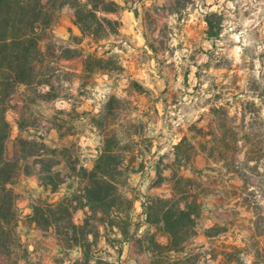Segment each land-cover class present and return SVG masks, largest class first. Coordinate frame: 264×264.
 Instances as JSON below:
<instances>
[{"label": "rangeland", "instance_id": "obj_1", "mask_svg": "<svg viewBox=\"0 0 264 264\" xmlns=\"http://www.w3.org/2000/svg\"><path fill=\"white\" fill-rule=\"evenodd\" d=\"M115 1L137 16L138 36L122 25L118 35L96 44L74 33V11L65 8L52 31L63 42L59 56H77L61 60L63 72L52 82L62 99L47 102L20 87L7 113L10 157L20 138L63 151L54 168L65 177L58 189L41 182L36 158L22 163L24 172L13 185L27 251L19 254V264H169V258L184 257L147 242L143 208L150 197H172L175 147L184 136L191 160L181 172L195 180L191 190L203 204L198 236L186 252L203 253L201 264H218L222 258L213 257L235 246L245 252L246 264H264V0H184L179 9L176 0ZM214 12L223 31L210 40L206 16ZM106 51L108 74L86 72L87 57ZM115 133L118 145L113 141L110 150L118 166L130 169L136 197L131 231L140 226L137 236L121 246L109 232L111 244L100 240L89 259L80 249L48 248L44 238L56 234L34 227L32 206L74 196L85 182L66 162L92 170L105 139ZM84 219L79 210L75 221ZM215 226L217 236L208 237ZM157 241L167 244L160 234Z\"/></svg>", "mask_w": 264, "mask_h": 264}, {"label": "trees", "instance_id": "obj_2", "mask_svg": "<svg viewBox=\"0 0 264 264\" xmlns=\"http://www.w3.org/2000/svg\"><path fill=\"white\" fill-rule=\"evenodd\" d=\"M183 1L176 0L175 6L178 9L185 7ZM65 8L74 11L73 22L83 38H89L96 44L110 35H118L123 25L119 19L106 16L122 10L115 0H0V264H19V254L27 253L18 231L21 223L19 195L13 189L24 172L22 163L36 158L42 167L39 171L41 182L54 190L65 183V177L54 171L63 162L58 161L63 151L36 140L20 138L16 142L15 156H9L12 126L7 119V113L13 109L12 100L20 87H26L47 102L62 99L54 93L52 82L63 72L61 60L77 56L60 57L63 42L52 31ZM215 18L219 20L214 22ZM206 23L208 38L214 40L219 37L223 31L219 14H208ZM109 54L110 51L89 55L85 63L86 72L108 74ZM44 88H49V91L44 93ZM113 141L118 145L117 133L112 139H105V146L100 149L92 170L78 169L66 162L76 178L85 182L74 196L56 203L38 200L32 206L30 221L38 229L54 230L64 249H82L86 259H89L93 247H99L100 240L105 239L107 244H111L109 232L115 234L117 243L123 246L124 242L137 236L140 228L137 226L134 233L131 231L136 197L129 185L130 169L118 166L117 157L110 150ZM189 142V138L184 136L175 147L176 168L170 180L172 197H150L143 205L150 227L146 233L147 242L170 256L184 254V257L169 258V264H201L203 257V253L186 252L187 243L198 236V219L203 212V204L191 190L195 180L181 172L191 160L188 149H184ZM121 177L125 179L122 185L118 181ZM79 210L85 212V219L80 224L75 221ZM152 228L157 232H152ZM216 228L209 229L206 235L215 238L217 235L213 230ZM158 234L167 238L166 245L157 241ZM244 256L245 252L238 247H225L213 260L221 257L218 264H246Z\"/></svg>", "mask_w": 264, "mask_h": 264}, {"label": "crops", "instance_id": "obj_3", "mask_svg": "<svg viewBox=\"0 0 264 264\" xmlns=\"http://www.w3.org/2000/svg\"><path fill=\"white\" fill-rule=\"evenodd\" d=\"M112 17L116 18V19H120L123 23V27H124V31L126 32H130L131 34H135L136 37L138 36V29H137V16L135 15L134 12H130L129 10H123L120 12H116L111 14ZM73 31L76 35H81V31L80 29L73 25L72 26ZM64 39H66L67 37H63ZM107 76V75H106ZM138 206V205H136ZM36 225L34 224V227ZM153 232V230H152ZM52 234V231L50 232ZM119 236L121 237V235L119 234ZM104 241L106 242V240L104 239ZM45 246H47L48 248H52L53 250H56V252H63L62 246L58 243L57 237L55 235H51L49 239L44 238L43 240ZM107 244V242H106ZM34 246H30V250H33ZM79 249V248H77ZM80 251L83 253V250L80 249Z\"/></svg>", "mask_w": 264, "mask_h": 264}]
</instances>
